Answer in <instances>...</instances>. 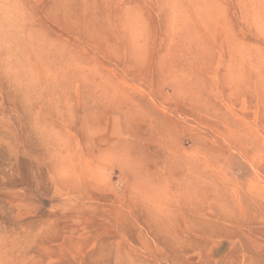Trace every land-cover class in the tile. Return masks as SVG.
I'll use <instances>...</instances> for the list:
<instances>
[{
	"label": "rangeland",
	"instance_id": "1",
	"mask_svg": "<svg viewBox=\"0 0 264 264\" xmlns=\"http://www.w3.org/2000/svg\"><path fill=\"white\" fill-rule=\"evenodd\" d=\"M0 264H264V0H0Z\"/></svg>",
	"mask_w": 264,
	"mask_h": 264
}]
</instances>
